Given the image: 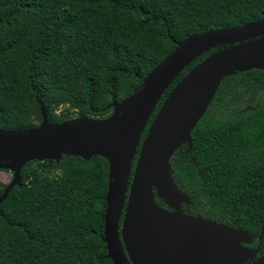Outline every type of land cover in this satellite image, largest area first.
Returning <instances> with one entry per match:
<instances>
[{
	"label": "trees",
	"instance_id": "1",
	"mask_svg": "<svg viewBox=\"0 0 264 264\" xmlns=\"http://www.w3.org/2000/svg\"><path fill=\"white\" fill-rule=\"evenodd\" d=\"M261 19L264 0H0V129L39 126L40 105L51 124L107 118L175 50L173 40ZM222 48L180 73L150 122L174 86ZM191 142L170 160L192 202L181 211L264 228V70L225 78ZM108 168L102 157L27 163L21 187L0 204V264H112L103 242ZM6 187L0 181V197Z\"/></svg>",
	"mask_w": 264,
	"mask_h": 264
},
{
	"label": "water",
	"instance_id": "2",
	"mask_svg": "<svg viewBox=\"0 0 264 264\" xmlns=\"http://www.w3.org/2000/svg\"><path fill=\"white\" fill-rule=\"evenodd\" d=\"M173 43L175 50L148 73L138 90L108 106L112 113L107 118L77 117L51 124L40 105L39 126L0 129V171L12 173L0 204L14 187H21V170L29 162L102 157L109 166L103 242L112 264L243 263L239 243L245 232L182 213L181 206L192 202L174 182L170 160L183 145L191 149V133L225 78L264 70V19ZM217 47L223 48L174 86L150 122L180 73ZM254 264H264V256Z\"/></svg>",
	"mask_w": 264,
	"mask_h": 264
},
{
	"label": "flooded vegetation",
	"instance_id": "3",
	"mask_svg": "<svg viewBox=\"0 0 264 264\" xmlns=\"http://www.w3.org/2000/svg\"><path fill=\"white\" fill-rule=\"evenodd\" d=\"M160 206L167 209L163 205V203ZM167 210L170 211L169 209H167ZM182 213L184 215H187V216L200 217L198 215L191 214V211L188 209H182ZM229 227H231L235 230H237V229L241 230L242 232L246 233V237L243 238V240L239 243L241 246V248L239 250L240 256L245 257V261L241 264H254L262 256H264V228L263 227L260 228L259 232H250V231L244 229L239 224L229 225Z\"/></svg>",
	"mask_w": 264,
	"mask_h": 264
},
{
	"label": "rangeland",
	"instance_id": "4",
	"mask_svg": "<svg viewBox=\"0 0 264 264\" xmlns=\"http://www.w3.org/2000/svg\"><path fill=\"white\" fill-rule=\"evenodd\" d=\"M12 180V173L7 170L0 171V181L4 184H9Z\"/></svg>",
	"mask_w": 264,
	"mask_h": 264
}]
</instances>
